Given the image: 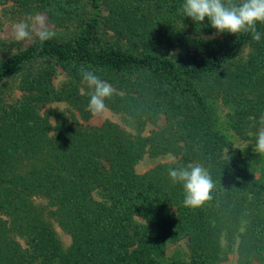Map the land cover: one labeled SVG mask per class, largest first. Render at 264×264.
<instances>
[{"label": "trees", "instance_id": "1", "mask_svg": "<svg viewBox=\"0 0 264 264\" xmlns=\"http://www.w3.org/2000/svg\"><path fill=\"white\" fill-rule=\"evenodd\" d=\"M183 2L0 0V27H63L0 47V264H264V24L218 33ZM81 67L123 124L88 121ZM145 154L174 158L139 172ZM188 163L214 183L195 208L168 175Z\"/></svg>", "mask_w": 264, "mask_h": 264}, {"label": "clouds", "instance_id": "2", "mask_svg": "<svg viewBox=\"0 0 264 264\" xmlns=\"http://www.w3.org/2000/svg\"><path fill=\"white\" fill-rule=\"evenodd\" d=\"M182 10L185 16L197 23L207 17L210 26L218 33H250L255 41L261 40L257 23L264 24V0H184ZM12 38L17 41L39 39L41 42L56 36L54 28L47 25L42 15L21 20L12 25ZM82 83L86 91L82 95L89 97L87 110L93 115L101 114L106 108L105 101L113 95L111 84L102 80L93 71L80 69ZM256 143L253 150L264 154V114L259 118V128L255 133ZM242 150V149H241ZM175 162V161H173ZM168 175L173 183L183 187L185 207H199L211 199L214 183L208 170L200 163H188L186 166L170 168Z\"/></svg>", "mask_w": 264, "mask_h": 264}, {"label": "rangeland", "instance_id": "3", "mask_svg": "<svg viewBox=\"0 0 264 264\" xmlns=\"http://www.w3.org/2000/svg\"><path fill=\"white\" fill-rule=\"evenodd\" d=\"M37 15H42L46 18L47 21V25L50 28H54L56 31V34H60L63 30V27L56 25L54 22H52L51 20H49L46 16L45 13H38ZM34 16V17H35ZM17 22H10V21H6L1 27H0V47L3 45L2 41L6 42V43H12L13 45H11V48L15 49V47L19 44V46H25L26 44H28L29 42H31L33 39L31 40H25V41H20L17 42L15 41L12 36H11V31H12V25L15 24ZM3 47V46H2ZM105 118H110L114 121H117L121 124H123L122 119L120 117V115L117 112H114L108 108H105L104 112L101 114H97V115H93L88 119L89 122L91 123H99L101 122L103 119ZM162 121V120H161ZM152 125H149L145 132L148 131L149 128H151ZM174 156L173 155H164V156H152L150 154H145L140 161L137 163L136 165V169L139 172H142L150 167H152L153 165H155L156 163L163 161V160H171L173 159ZM59 235L63 238L64 241H68V234L65 233L64 231H62L61 229H58ZM186 244L184 240H180L177 241L175 243H172L169 245L168 251L169 253H173V251H176L178 253H180L183 257H186ZM234 259V257H233ZM233 261V260H232ZM231 261V264H233ZM230 264V263H229Z\"/></svg>", "mask_w": 264, "mask_h": 264}]
</instances>
